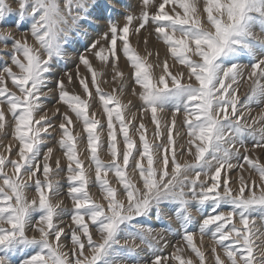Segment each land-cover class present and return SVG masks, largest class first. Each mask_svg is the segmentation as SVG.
<instances>
[{
  "label": "snow or ice",
  "instance_id": "6c2138e0",
  "mask_svg": "<svg viewBox=\"0 0 264 264\" xmlns=\"http://www.w3.org/2000/svg\"><path fill=\"white\" fill-rule=\"evenodd\" d=\"M17 3L14 12L6 0H0V24L11 22L24 36L21 40L10 31L0 32V43L5 48L11 43V66L0 62V133L7 135L11 123L16 142L5 146L7 155L0 154V264H141L137 240L151 253L146 264H169L170 260L193 264L191 258L182 256L183 247L163 255L167 242L163 246L154 242V229L148 222H162L165 209L174 215L183 244L199 264H206V258L194 241L197 232L201 244L204 237L213 242L215 264H264V259L257 257L259 246L255 243V222L264 221V163L251 159L246 146L251 138L253 149L264 150V127L253 129L258 120L264 121V112L247 124L240 111L264 99V39L253 31L258 27L264 33V0H203L206 20L200 0H142L138 15L124 5L127 14L122 26L108 10L107 30L79 54L75 78L64 73L69 84L74 79L78 82L83 97L70 93L63 79L55 82L57 103L67 108L60 114L57 143L67 161L70 212L52 202L62 188L52 175L65 169L60 159L55 169L50 165L52 148H47L41 162V150L55 125L46 113H40L53 91L49 84L67 59V49L87 34L85 26L91 28L94 20L102 18L98 10L107 6L100 0ZM166 5L172 6V14ZM149 25L156 40L166 47L173 66L180 65L183 70L174 73L167 58L159 61V53L157 62L149 63L151 52L141 56L132 47L130 36L138 37ZM29 35L34 44L28 42ZM144 43L147 46V38ZM121 56L132 69V94L140 101L138 125L126 119L131 101L121 103L116 95L124 91ZM81 65L86 70L83 76ZM108 67L118 85L111 93H105L99 83ZM155 69L160 70L158 76ZM7 80L17 91L7 87ZM245 80L251 82L250 91L241 102L238 85ZM92 89L107 120L111 157L107 163L99 155L104 147L99 134L104 124L91 111ZM164 113L170 116L162 127L160 114ZM148 114L154 126L151 142L143 122ZM178 117H182L184 144L177 139L181 136ZM73 118L83 125L94 181L80 158V134L73 132ZM237 145L244 148L243 154ZM14 149L16 158H12ZM182 154L192 157V162L185 159L181 163L178 156ZM9 166L11 174L6 171ZM237 169L258 176L259 182L241 175L239 187L233 188L231 172ZM92 187L99 190L103 203L90 195ZM32 190L35 195L29 199L27 193ZM64 215L71 218L67 230L61 226ZM29 230L38 236L29 237ZM160 232L176 234L170 226ZM65 239L70 241L69 251H64L68 247ZM217 248L222 249L226 261Z\"/></svg>",
  "mask_w": 264,
  "mask_h": 264
},
{
  "label": "rangeland",
  "instance_id": "374dc122",
  "mask_svg": "<svg viewBox=\"0 0 264 264\" xmlns=\"http://www.w3.org/2000/svg\"><path fill=\"white\" fill-rule=\"evenodd\" d=\"M6 3L13 9L14 12L17 10V8H18L17 0H6ZM100 3L102 5L107 6V8H101L98 10L97 14L100 15L102 18H100L98 20H94L93 26L91 28L85 26L84 31L87 34L81 35L80 37L76 38L77 42L75 43L74 47L67 49V53H68L67 59L62 62L64 65L63 67L57 68V70H56V72L52 78V82L49 84V87L52 88L53 91H52V93L49 94L48 99L45 100L43 111L40 113L41 115L46 113L47 116L51 119L53 125H55V128L50 133L51 139L46 140L45 147L42 148V150H41V162H43V155H44V152L47 150V148H52L53 153H52L50 160H49L50 165L52 166L53 169H55L56 160L60 159L61 168L65 169V171H61L58 174L54 172V174L52 175L53 181H58L60 183V185L62 186L60 195L54 196L52 198V202L53 203L59 202L60 207L64 210L68 211V212H70L72 209V201L67 196V180H66L67 161L63 157V153L60 150L59 145L57 143V141L59 140V137H60V130L58 127V125L61 121V115L60 114L67 111V108L65 105L57 103L58 93L55 90V82L58 79H63L64 83H65V87L70 93H75V94L81 95L83 97V92H82L78 82H75V79H74V82L69 84L67 81V77L64 76V73L65 72L72 73L73 77L75 78L76 68H77V65L79 63V60H78L79 54L84 53L87 46L92 41L99 39L100 36L103 34V32H105L107 30L106 18H107L109 9L112 12L113 18L121 26L123 24V17H124V15L127 14L126 9L124 7L125 4L130 6L128 10L131 11L132 14H134V15H138L142 9V0H100ZM203 6H204L203 0H200V11H201L203 19L206 20V14L203 13ZM171 9H172L171 5H166V10L169 11L170 14H172ZM149 11L154 12L155 9L150 8ZM177 11H180V10L177 9ZM3 31H10L15 39H21V40L24 39L22 32L20 30H18L17 27L11 22H9L7 24H0V32H3ZM253 31L258 38L264 39V33H262L258 27H254ZM145 38H147V40H148L147 46H145V43H144ZM28 42L30 44H34V41L32 40L30 35L28 36ZM130 43H131L132 47L136 49L137 53H139L141 56H146V55H148L149 52L152 53L151 56H148V62L149 63L155 64L157 62V55L156 54L159 53V61L162 63L163 60L167 58L169 66L174 73L177 71L183 70L182 66H180V65L173 66L174 61L169 57L167 50H166V47L161 42L156 40L154 29L151 25L147 26L146 29L141 30V33L139 34L138 37L135 35L130 36ZM10 52H11V43L10 42H9L7 48L4 47L3 43H0V62L7 61L8 65L11 66ZM89 58H90V60H92L94 67H96L97 70L100 71L101 70L100 65L98 64L97 61H95L94 57L90 56ZM119 69L124 73V76H125L124 91L123 92H117L116 95L120 98L121 103L128 104L129 101H131V104L129 105L130 110L126 112V119H132L133 124L138 125L141 122L139 119L140 101L138 99V96H134L132 94V90L134 87V83H133L132 75H131L132 69L128 66V63L123 56H121L120 60H119ZM13 71H17L14 66H13ZM184 71L186 72V70H184ZM103 72H104V75L99 78L100 87L105 93H111L112 89L114 87H118V85L115 82H113V80H112V75H113L112 69H111V67H108L106 69H103ZM159 72H160L159 69H155V73L157 76L159 75ZM80 73L82 76L86 74V70L84 69V67L82 65L80 66ZM246 75H247V72H245V76ZM6 84H7V87L11 91H17L12 86V83L10 80H7ZM250 85H251V82L246 81V80L241 81L239 83L237 95L240 97L241 102H243L246 99L247 95L249 94ZM91 91L93 93V96L91 98V111L96 112L97 119H99L104 124V128L99 133L101 136V140L103 141L104 147L99 152V155H100V158L107 163L111 159V157L107 151V127H106L107 120H106V117L104 116L103 108L100 104L99 98L95 96V89H92ZM138 91H139V89L137 88V92ZM17 94H19V93H17ZM57 108L59 109V112L56 111ZM240 111L244 112V118H243L242 122L247 123V124H252L253 119L254 118L258 119L261 116V113L264 112V99H261L259 102H253L252 104H250L248 106V108L241 107ZM160 115L162 117L161 125L163 127L164 121L166 119H168L170 114L164 113V114H160ZM37 118H39V117L37 116ZM8 119H9V121H11L10 116L8 117ZM73 119H74L73 132H74V134L75 133L80 134V143L78 145V149L81 153L80 158L82 160H84L85 167L88 171V174H89L90 178L94 181L95 170L90 165V162L87 159V152H86L87 144H86L85 133L83 132V125L79 122H76L75 118H73ZM143 122L145 123L146 127L148 128V138L151 142V140L153 138L152 133L154 130V126L151 124L150 114H148L144 117ZM181 123H182V117H178L177 130L180 132L181 136L177 137V139H178L180 144H184L185 140H186V136H184V129L181 127ZM260 127H264V121L258 120L257 123L253 124V129H259ZM133 137L135 139H137V141H138V136H136L134 131H133ZM181 137H183V138H181ZM10 144L11 145L16 144V142L12 138L11 123L7 127V135L0 133V154L7 155V153L4 151V148H5V146L10 145ZM246 146L249 149L248 155L250 156L251 159H259L261 163H264V150H262L260 148L253 149L251 138H248L246 140ZM121 147H122V144H121ZM237 147L240 148V152H241V154H243L244 148L240 147L239 145H237ZM12 158H16L15 149L13 150ZM178 159L180 160L181 163H183L185 159H187L189 162H192V157H189L186 154L179 155ZM233 163H236V161L234 160ZM6 171L9 174H11L12 173L11 167L9 166V168L6 169ZM241 175H243L245 177V179H255L257 182H259L258 176L252 175L250 177L249 172L247 170L245 173H243L242 169H237V170L231 172V177L234 181V183L232 185L233 188L239 187V177ZM39 178L42 180L43 176L40 175ZM109 179L112 180L113 183H115L114 179L111 176L109 177ZM27 194H28L27 196L29 199H31L35 195L34 190L29 191ZM90 195L93 197V199L97 200L98 202L102 201L100 203H103L102 195L100 194L99 190L96 187H92L90 189ZM192 215L196 218L197 221L200 219L199 214L195 211V208L192 209ZM61 221H62L61 226L65 227L67 230V227L71 224L70 215L62 216ZM257 221L260 222V224H261V226H259V227L264 229V221H260L259 219H257ZM234 222L237 223L238 227L240 226L238 224V221H234ZM148 223L154 229L153 233L158 232V234L153 235L156 237V241H154V242L158 241L160 246H163L165 244V242H167V246L164 247V250L162 253L163 255H171L175 251L176 247H183L184 251L182 253V256L185 259L191 258L193 261V264H199V261L195 257V255L193 253H191V251L189 249H187L186 245L183 244V242L181 240V235L179 234V224L175 220V217L172 214V212L165 209L164 218H163L162 222H157L155 219H153V220L149 221ZM166 226H170L176 234L173 235L169 232L161 233L160 229L162 227H166ZM26 234L29 237H31L33 235L38 236V233H35L31 230H29ZM93 235H94V239H97V240L99 239L98 235L95 234V232L93 233ZM161 237H163V239H161ZM204 238L207 239L206 241H209L208 237H204ZM121 242L123 243V241H121ZM64 243L68 245V247L65 248L64 251H69L71 248L70 241L65 239ZM135 243L137 245H139L138 251H139V258L141 260V264H146V262H148L151 259L150 251L147 249L146 246L140 245L138 240ZM203 252L208 254L207 256L212 255L211 249H206ZM256 254H257V257L260 258L259 254L257 252H256ZM17 259H18V257H17ZM213 259L212 258H211V260L209 259V264L214 263ZM169 264H178V262L170 260ZM206 264H208V263L206 262Z\"/></svg>",
  "mask_w": 264,
  "mask_h": 264
},
{
  "label": "bare ground",
  "instance_id": "6f19581e",
  "mask_svg": "<svg viewBox=\"0 0 264 264\" xmlns=\"http://www.w3.org/2000/svg\"><path fill=\"white\" fill-rule=\"evenodd\" d=\"M243 173L246 172V170H242ZM254 175V174H253ZM28 195V194H27ZM102 199V198H101ZM100 199V200H101ZM102 202V201H100ZM104 202V201H103ZM261 226L260 222H258L256 220L255 222V228L257 229V239L255 240V243L259 246L258 249H257V253L259 254L260 258L259 259H264V229L259 227ZM155 234H158V232H154L153 235ZM209 241H206L207 239L204 238L203 239V242L201 244V238L198 234V232L194 235V241L195 243L197 244V246L201 247V250L202 251H205L206 249H212L213 247V242L211 241L210 237H208ZM208 251V250H207ZM209 252V251H208ZM205 253V252H204ZM217 254L221 256L222 259H225L226 261V258L223 256V251L219 248H217ZM208 254L205 253V258H206V262L209 264V259L211 260V258L213 259V255L211 256H207ZM211 257V258H210ZM214 260V259H213ZM211 262V261H210ZM214 263H215V260H214ZM213 263V264H214ZM211 264V263H210Z\"/></svg>",
  "mask_w": 264,
  "mask_h": 264
}]
</instances>
